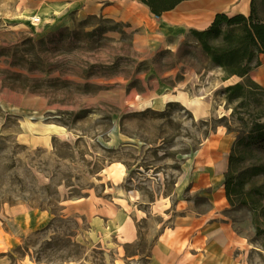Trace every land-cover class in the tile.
I'll return each instance as SVG.
<instances>
[{
  "label": "rangeland",
  "instance_id": "1",
  "mask_svg": "<svg viewBox=\"0 0 264 264\" xmlns=\"http://www.w3.org/2000/svg\"><path fill=\"white\" fill-rule=\"evenodd\" d=\"M193 1L157 17L135 0H0V264H149L182 216L211 212L241 130L223 89L240 79L197 63L190 31L242 0L203 28L165 19ZM255 8L264 17V0ZM221 214L234 234L223 264H264V221L257 236L245 207ZM203 219L191 264H212ZM127 222L136 239L124 248Z\"/></svg>",
  "mask_w": 264,
  "mask_h": 264
},
{
  "label": "trees",
  "instance_id": "2",
  "mask_svg": "<svg viewBox=\"0 0 264 264\" xmlns=\"http://www.w3.org/2000/svg\"><path fill=\"white\" fill-rule=\"evenodd\" d=\"M135 1L160 17L189 0ZM249 7L248 15L217 13L208 27L192 29L190 35L197 49L194 53L197 63H205L206 70L219 71L224 82L233 77L240 79L223 89L226 107L231 108V115L241 123V130L230 147L223 187L230 208L245 207L251 212L256 235L260 236L264 185H257L254 179L264 175V88L251 79L250 73L260 66V56H264V17L256 12L255 0H250ZM251 105L254 108L248 113L252 118L245 120L238 110ZM259 245L264 250V243ZM71 246L81 249L77 243ZM25 248L17 246L15 252H25ZM31 259L38 263L44 261L38 257Z\"/></svg>",
  "mask_w": 264,
  "mask_h": 264
},
{
  "label": "crops",
  "instance_id": "3",
  "mask_svg": "<svg viewBox=\"0 0 264 264\" xmlns=\"http://www.w3.org/2000/svg\"><path fill=\"white\" fill-rule=\"evenodd\" d=\"M238 13L244 14L240 11ZM261 57L264 56H260V59ZM258 73L259 71L255 76ZM262 82H264V79ZM257 83L261 84L260 82ZM207 181H211V174L205 171L199 174L196 178V182L200 183L201 186L207 185ZM218 188L222 189L223 201L221 196L219 197L220 200L216 196ZM211 196L213 200V208L209 214L203 216L206 217V219H203V217L191 219L190 214L182 216L177 226L171 230L170 238L162 240V237L166 235L165 232L159 236L157 243H155L151 249L152 255L149 264H191V244L196 241L197 238L195 232L191 234V230L194 227L201 225L200 221H202V219H210L208 224L205 223V226L200 228L198 234L201 236L200 238L204 239L207 255L212 264H223V260L229 258V252H231V238L234 237V234L231 224L221 214V211L224 209L225 203L227 202L224 187H217ZM218 207L220 208L218 209ZM117 216L118 212L114 211L113 214L108 217L113 219ZM126 230L127 233L122 234L120 239L124 241V244H129L136 239V231L133 226L128 224V222ZM126 236L128 238H125ZM170 241L173 243L169 244Z\"/></svg>",
  "mask_w": 264,
  "mask_h": 264
},
{
  "label": "bare ground",
  "instance_id": "4",
  "mask_svg": "<svg viewBox=\"0 0 264 264\" xmlns=\"http://www.w3.org/2000/svg\"><path fill=\"white\" fill-rule=\"evenodd\" d=\"M234 2L235 0H196L182 4L173 12L167 14L165 19L170 21L182 20L195 28H203L212 20L215 12L229 8ZM237 9L244 14H248V0H242ZM117 10L122 11L125 14L132 15L136 20H140L143 17L146 18L147 16L146 11L143 8L131 3L124 2L117 8ZM263 79L264 67H262L259 70V73L255 76V80L264 86V82H262ZM215 174L217 175V173ZM216 196L218 199L221 196L223 201V193L221 188H218V193ZM79 201L81 200H77V202Z\"/></svg>",
  "mask_w": 264,
  "mask_h": 264
},
{
  "label": "built area",
  "instance_id": "5",
  "mask_svg": "<svg viewBox=\"0 0 264 264\" xmlns=\"http://www.w3.org/2000/svg\"><path fill=\"white\" fill-rule=\"evenodd\" d=\"M35 21H38V18H35Z\"/></svg>",
  "mask_w": 264,
  "mask_h": 264
}]
</instances>
